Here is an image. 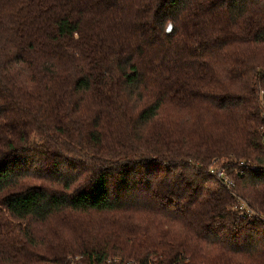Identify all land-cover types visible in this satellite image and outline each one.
I'll return each mask as SVG.
<instances>
[{
    "label": "trees",
    "instance_id": "16d2710c",
    "mask_svg": "<svg viewBox=\"0 0 264 264\" xmlns=\"http://www.w3.org/2000/svg\"><path fill=\"white\" fill-rule=\"evenodd\" d=\"M264 0H0V264H264Z\"/></svg>",
    "mask_w": 264,
    "mask_h": 264
},
{
    "label": "built area",
    "instance_id": "2783aa9c",
    "mask_svg": "<svg viewBox=\"0 0 264 264\" xmlns=\"http://www.w3.org/2000/svg\"><path fill=\"white\" fill-rule=\"evenodd\" d=\"M210 173L215 175L218 179L221 180L225 188L229 191V193L234 197V208L239 212L241 216H246V217H259L261 220L264 221V215L262 214H257L255 211H253L247 204L244 202L242 199L237 197L234 192V180L226 174L224 169L222 168H216L213 167L210 169Z\"/></svg>",
    "mask_w": 264,
    "mask_h": 264
},
{
    "label": "rangeland",
    "instance_id": "374dc122",
    "mask_svg": "<svg viewBox=\"0 0 264 264\" xmlns=\"http://www.w3.org/2000/svg\"><path fill=\"white\" fill-rule=\"evenodd\" d=\"M216 168H219V167H216ZM227 174V173H226ZM228 175V174H227ZM241 199V198H240ZM244 201V200H243Z\"/></svg>",
    "mask_w": 264,
    "mask_h": 264
}]
</instances>
